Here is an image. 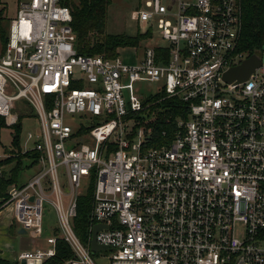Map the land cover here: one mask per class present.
<instances>
[{"label": "built area", "instance_id": "1", "mask_svg": "<svg viewBox=\"0 0 264 264\" xmlns=\"http://www.w3.org/2000/svg\"><path fill=\"white\" fill-rule=\"evenodd\" d=\"M65 1L21 2L0 55V121L17 124L25 101L41 127L23 151L38 154L40 171L10 186L3 207L40 237L51 201L60 225L49 249L23 252L19 262L44 264L60 238L76 256L67 264H94L93 229L105 225L97 242L111 264H264V64L245 81L225 79L253 56L240 50L241 0L139 1L133 20L156 22L165 46L145 48L136 64L120 53L78 54ZM138 83L157 84L152 96L188 106L168 145L146 148L147 135L136 128V115L150 107ZM77 118L90 124L73 128L68 120ZM8 156L0 148V161ZM60 165L72 188L66 204ZM90 177L84 243L74 219Z\"/></svg>", "mask_w": 264, "mask_h": 264}, {"label": "trees", "instance_id": "2", "mask_svg": "<svg viewBox=\"0 0 264 264\" xmlns=\"http://www.w3.org/2000/svg\"><path fill=\"white\" fill-rule=\"evenodd\" d=\"M113 0H66L73 15L72 26L77 36L76 49L78 54L83 56H104L106 58L117 57V49L134 47L137 48L141 40L149 35H138L130 37L125 34H111L107 31L109 8ZM241 41L240 50L249 52L251 55L257 54L264 49V0H241ZM1 25V17H0ZM3 38V36H2ZM8 41L6 35L3 48ZM150 105L148 111L136 115V121L140 122L136 128L144 129L147 136L146 148H160L168 145L174 139L176 131V121L179 118L187 119L189 109L186 104L178 98H166L165 93L150 96L146 102ZM22 117L18 118L17 124L12 127L15 129L13 144L15 150H8L6 153H13L15 156L0 161V210L8 199L10 186L17 183L19 172L22 169L25 159L31 160V166L37 164V153H23L20 149V133ZM4 127L6 123L0 121ZM88 132L84 129L82 133ZM15 164L7 172L4 167ZM93 188L78 199V214L74 219V229L79 238L88 243L90 228V213L92 208ZM60 234L55 231V236ZM76 256L70 245L58 238L56 242V255L44 264H67L75 259ZM0 264H20L12 263L0 258Z\"/></svg>", "mask_w": 264, "mask_h": 264}, {"label": "rangeland", "instance_id": "3", "mask_svg": "<svg viewBox=\"0 0 264 264\" xmlns=\"http://www.w3.org/2000/svg\"><path fill=\"white\" fill-rule=\"evenodd\" d=\"M23 1L29 0H0V17H1V25H0V55L2 53L3 41L8 35L9 27L11 21L16 18L19 4ZM141 0H113L108 14V25L107 31L111 34H125L130 37H137L138 35H149L141 40L139 46L134 48L137 50L135 55V51L133 47L119 48L117 49V55L120 53V57L128 64H136L138 61L142 60V54L145 48L147 47H156V46H165L164 41L159 33L158 26L156 22L152 21L148 24L139 23L134 21L132 18L133 11L139 6L138 3ZM195 1V0H190ZM77 2V0H74ZM141 7H144L143 1L141 3ZM3 36V38H2ZM124 49V50H123ZM123 50V51H121ZM258 55H262L261 51L257 52ZM138 89V94L141 98L144 99V102L152 95H155L158 91L157 84L150 83H138L136 85ZM18 108L15 113L19 117H22V126L20 133V149L22 151L25 150V146L27 144V137L29 133L38 134L40 133V121L38 119L37 114L31 107H27L25 101L18 102ZM82 122L86 123L84 120L79 118L77 119H69L68 123L74 128L80 125ZM138 122V121H137ZM1 123V122H0ZM140 124V122H138ZM2 125V124H1ZM0 125V148L2 152H5V149L15 150V145L13 144V135L15 129L9 127L7 124L2 127ZM147 136L149 134L146 133ZM29 149H33V144H28ZM16 154V153H15ZM13 153H9L7 158L15 156ZM6 158V159H7ZM5 160V159H4ZM31 160L25 159L23 161L22 169L19 172L17 184H25L31 177L37 174L40 171V167L37 165L31 166ZM15 164L4 167L3 169L9 172ZM60 184L62 186V191L64 194V202L65 204L68 202L72 188L70 179L68 177L67 169L65 165H60L57 170ZM93 188V178H86L82 182L81 186V196L87 195L91 189ZM50 200H53V197H50ZM13 209L12 206H8L6 211ZM92 209V208H91ZM43 226L45 228L44 236L48 234H54L55 231L59 230V215L52 204L51 201H46L44 203L43 208ZM108 251H99L97 253H92L91 258L94 264H111L110 259L108 258Z\"/></svg>", "mask_w": 264, "mask_h": 264}, {"label": "crops", "instance_id": "4", "mask_svg": "<svg viewBox=\"0 0 264 264\" xmlns=\"http://www.w3.org/2000/svg\"><path fill=\"white\" fill-rule=\"evenodd\" d=\"M126 49V48H125ZM124 50V49H123ZM122 50V51H123ZM8 207L0 210V258L12 263H20L19 255L23 252L36 249H49L47 240L54 234L34 237L26 231L14 218V209L6 211ZM25 231V232H24ZM55 233V232H54Z\"/></svg>", "mask_w": 264, "mask_h": 264}, {"label": "water", "instance_id": "5", "mask_svg": "<svg viewBox=\"0 0 264 264\" xmlns=\"http://www.w3.org/2000/svg\"><path fill=\"white\" fill-rule=\"evenodd\" d=\"M264 52V49H263ZM264 64V55H253L251 58L246 60L241 66L231 69L225 76L228 82L235 80L245 81L251 75V73L258 67ZM106 229L105 225H95L93 229L92 241H91V252L97 253L99 251H107L108 247L98 244L97 234L102 230ZM25 232V231H24ZM20 264H25L21 262Z\"/></svg>", "mask_w": 264, "mask_h": 264}]
</instances>
